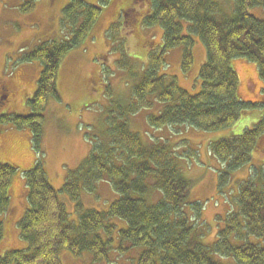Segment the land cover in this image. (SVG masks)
I'll list each match as a JSON object with an SVG mask.
<instances>
[{"label":"trees","instance_id":"obj_1","mask_svg":"<svg viewBox=\"0 0 264 264\" xmlns=\"http://www.w3.org/2000/svg\"><path fill=\"white\" fill-rule=\"evenodd\" d=\"M101 5L69 0L62 10L69 38L40 42L23 57L42 67L26 103L32 113L0 115L6 120L0 124L29 130L36 150H42L48 99L59 98V63L87 35ZM125 7L118 27L124 22L129 28L140 23L162 28V42L152 46L144 75L132 89V107L116 105L109 117L110 139L90 148L75 169L65 166L59 190L49 182L41 158L26 169L0 161L2 218L13 176L22 175L26 187L25 206L16 221L23 247L18 251L26 255L12 256L19 249L14 247L0 250V264H61L62 251L75 256L88 251L102 259L116 241L120 252L140 249L135 264H264V21L260 16L264 0H129ZM196 41L205 53L194 78L196 90H188L176 76L160 69L166 63L164 51L181 47V69L190 70ZM237 60L255 67L262 82L257 99L240 92ZM153 101L161 104V110L147 115L150 128L172 134L182 127L204 132L205 158L209 163L207 154L213 156L211 163L217 168V195H226L232 174L245 171L234 181L237 193L225 197L226 212L215 216L216 237L210 238L203 203L190 201L197 180L187 176L181 163L185 159L180 154L194 153L199 164V154L174 149L172 134L144 140L129 126L128 116L152 108ZM186 147L190 149L187 143ZM103 180L111 182L118 198L106 211L84 208L81 192H93ZM59 193L69 194L77 224L68 222ZM115 218L127 223L118 233Z\"/></svg>","mask_w":264,"mask_h":264},{"label":"rangeland","instance_id":"obj_2","mask_svg":"<svg viewBox=\"0 0 264 264\" xmlns=\"http://www.w3.org/2000/svg\"><path fill=\"white\" fill-rule=\"evenodd\" d=\"M84 1L91 5H101L100 0ZM128 1L108 0L105 5H101L102 8L90 25L87 35L60 61L58 68L60 98L48 99L42 135L45 168L48 179L56 190H59L63 184L65 166L78 165L79 162L81 165L91 153L88 154L86 151L89 144L87 140L92 142L93 138L94 144L98 146L100 141L110 139L109 130L107 135L100 134V128L96 124L93 126V135H91L92 130L87 123H82V119L93 116V121L97 122L102 114L103 124L107 127L110 121L107 118L116 105H122L126 109L132 107V86L143 77L152 46L162 42V28L159 24L146 27L140 23L137 27L133 24L132 28H129L123 22L120 29L118 28V18L125 10ZM68 2L69 0H0V83L6 84L8 89V99L0 104V114L28 116L32 113L24 101L35 87L39 63L22 62L23 57L39 41H53L50 38L62 40L69 36L70 30L67 29L62 18V10ZM260 16L264 21V11ZM180 48H169L164 51V60L167 65L164 69H160V73L167 76L174 75L184 88L196 90L193 87L194 78L204 59L205 48L201 42H195L192 50V67L187 72L181 69ZM100 62L104 63L107 68V70L102 69L103 79H106L102 80L105 86L97 81L98 75L101 77ZM235 64L240 92L246 98L257 99L262 82L256 74L255 67L241 60H237ZM91 79L94 81V87H90ZM156 102L153 101L152 108L141 109L128 116L131 130L140 135L141 139L153 140L156 135L166 137L172 134L167 130L158 131L148 125L147 115L156 114L161 110V104ZM0 121L6 122L5 118ZM238 126L237 124L235 130ZM203 135H205L203 131L182 127L178 134H172L171 144L174 149L178 147L180 151L182 150V154L194 151L200 156L198 164L194 161V153L189 156L180 154L181 158L185 159L181 163L187 176L197 180L191 190L190 201L203 203L210 238H213L217 234V225L214 220L216 214L221 215L226 212L225 197L229 198L230 193H237L234 181L238 176L241 178L246 174L241 173L245 171L232 174L225 186L226 195H217V168L214 169L216 164L211 163L214 161L213 156L207 154L210 158L209 163L205 158V145H202L205 140ZM30 139L31 135L28 130L15 129L11 127V124L10 126L0 124V161L9 160L21 169L28 168L34 161V152L40 153L32 147ZM182 141H186L190 149L186 147V143L181 146ZM76 166L68 170L75 169ZM99 183L100 185L93 192L87 193L84 190L81 192V202L84 208L106 211L109 205L118 198L109 180ZM8 192L10 198L8 210H6L5 218L0 215L1 252L11 247H22L16 227V221L25 206L26 187L22 175L13 176ZM59 194L68 212V222L77 224L78 216L74 212L75 207L69 194ZM154 197L159 198L160 195ZM113 222L118 225L117 233L127 224L125 220L119 218H115ZM234 241L237 240L234 239ZM116 247L117 241L113 251L108 257L102 259L94 258L88 251L79 256L62 251L59 259L61 264L136 263L139 248L132 247L125 252H120ZM18 250L20 249H14L11 255L15 257L21 254L26 255L24 251L22 253ZM29 251L26 253L28 254Z\"/></svg>","mask_w":264,"mask_h":264},{"label":"crops","instance_id":"obj_3","mask_svg":"<svg viewBox=\"0 0 264 264\" xmlns=\"http://www.w3.org/2000/svg\"><path fill=\"white\" fill-rule=\"evenodd\" d=\"M14 65H16V64H14ZM39 66V71H40V69H41V67H40V65H38ZM100 67V66H99ZM39 71H38V74H39ZM11 73V72H10ZM58 74H59V72H58ZM98 76H100V75H98ZM58 83H59V78L57 77V85H58ZM35 88V87H34ZM33 91V90H32ZM32 91L29 93V94H31L32 93ZM55 102V101H54ZM94 120V118H93V116H91V117H89V118H87V119H82V123L83 124H85V123H87V125H90L92 128H93V126H94V124H96L97 126H99V128H101V126H102V124H101V117H100V120L99 121H97V122H94L93 121ZM88 121H90V122H88ZM84 136V135H83ZM86 141V140H85ZM89 150H90V145L88 144V146H87V152H89ZM33 164V163H32ZM31 164V165H32ZM30 165V166H31ZM69 166V165H68Z\"/></svg>","mask_w":264,"mask_h":264},{"label":"flooded vegetation","instance_id":"obj_4","mask_svg":"<svg viewBox=\"0 0 264 264\" xmlns=\"http://www.w3.org/2000/svg\"><path fill=\"white\" fill-rule=\"evenodd\" d=\"M8 99V89L6 87L0 88V103H4Z\"/></svg>","mask_w":264,"mask_h":264}]
</instances>
